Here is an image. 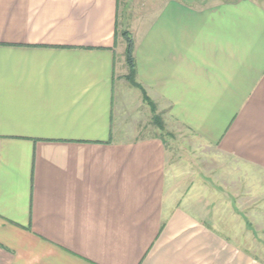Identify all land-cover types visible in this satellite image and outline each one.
Instances as JSON below:
<instances>
[{
  "label": "crops",
  "instance_id": "1",
  "mask_svg": "<svg viewBox=\"0 0 264 264\" xmlns=\"http://www.w3.org/2000/svg\"><path fill=\"white\" fill-rule=\"evenodd\" d=\"M197 3L158 0L123 31L134 80L264 188V4ZM129 4L0 0V264H264L247 248L264 220L247 233L150 125L118 38Z\"/></svg>",
  "mask_w": 264,
  "mask_h": 264
},
{
  "label": "rangeland",
  "instance_id": "2",
  "mask_svg": "<svg viewBox=\"0 0 264 264\" xmlns=\"http://www.w3.org/2000/svg\"><path fill=\"white\" fill-rule=\"evenodd\" d=\"M130 12H135L136 16H131V18L136 17L135 21L131 27L127 28V23L130 21L128 16H119V34L118 38L124 41L123 31H128L131 34V29H138L140 24V14L143 10L151 9L157 4L158 0H129ZM197 5H210L212 3H217L219 1L225 0H196ZM264 4V0H257ZM122 4L120 3V8ZM140 9V10H139ZM120 15V14H119ZM126 27V28H125ZM127 29V30H126ZM134 31V32H135ZM126 34H128L126 32ZM128 34V35H129ZM126 38V37H125ZM120 48V47H119ZM121 50L117 48V59L121 58ZM158 114V113H157ZM160 116V114H158ZM161 117V116H160ZM162 120V119H161ZM149 123L155 130V134L163 138L169 146L170 150L173 152V156L183 158L184 168L183 172L189 174L191 180L188 183H195V177L197 179V187L201 189H209L211 195H216L220 199L222 196L229 202V205L233 209L235 214H245L246 220V230L247 233L253 231V223L255 217L257 219L264 220V188L260 187L256 180L251 177L254 176L253 171L248 168L236 167L235 165L225 166L221 164L224 162L222 158L215 151L209 148H203L198 145V143L193 140L190 136L182 132L178 127H164V130H159L153 123L150 115ZM163 123V121H162ZM225 163H229L225 161ZM217 171V172H216ZM227 175L237 181L234 183V187L223 186L222 182L217 180V175ZM250 175V176H249ZM203 177V178H202ZM202 180H201V179ZM238 184V188H237ZM239 191V193H238ZM239 194V195H238ZM221 196V197H220ZM218 200V198H215ZM255 212V214H253ZM250 223V224H248ZM252 224V227H251ZM256 234V235H255ZM254 237L256 240L259 236H263L262 233H255ZM264 237V236H263ZM262 237V238H263ZM247 248L251 253H255L257 257L264 261V243L247 245Z\"/></svg>",
  "mask_w": 264,
  "mask_h": 264
},
{
  "label": "trees",
  "instance_id": "3",
  "mask_svg": "<svg viewBox=\"0 0 264 264\" xmlns=\"http://www.w3.org/2000/svg\"><path fill=\"white\" fill-rule=\"evenodd\" d=\"M124 36L126 37V63L129 69V72L127 74V80L130 82L132 86L137 87L141 90L143 101L149 106V109L151 112L152 123L159 130L163 131L164 130L163 123H162L161 117L156 112V107L154 103L146 96L143 89L134 80V64H133V58H132L133 43H132L131 37L128 36V34L125 33Z\"/></svg>",
  "mask_w": 264,
  "mask_h": 264
}]
</instances>
